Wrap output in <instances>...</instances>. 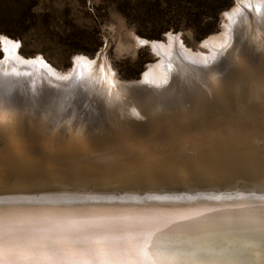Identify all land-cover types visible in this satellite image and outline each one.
Returning <instances> with one entry per match:
<instances>
[{
  "label": "bare ground",
  "instance_id": "1",
  "mask_svg": "<svg viewBox=\"0 0 264 264\" xmlns=\"http://www.w3.org/2000/svg\"><path fill=\"white\" fill-rule=\"evenodd\" d=\"M228 35L230 42L236 39L237 27L232 25ZM4 39L8 54L0 68L17 61L12 57L16 43ZM171 39L176 43L177 35ZM150 45L159 50L163 43ZM36 63L55 74L43 58ZM245 64L221 75L214 93L158 105L103 132L55 128L42 115L0 109V210L21 220L92 219L107 234L127 242L154 233L157 264H220L169 250L184 247L188 239L183 238L233 245L227 241L233 230L264 232V66ZM139 86L136 81L116 85L129 95L141 94L145 88ZM56 88L62 90L65 84ZM146 88L153 100L160 97L155 88ZM201 235H222L225 241ZM252 239L262 240L264 248V239ZM240 258L233 264H257L264 255L258 253L257 260L246 263Z\"/></svg>",
  "mask_w": 264,
  "mask_h": 264
},
{
  "label": "rangeland",
  "instance_id": "2",
  "mask_svg": "<svg viewBox=\"0 0 264 264\" xmlns=\"http://www.w3.org/2000/svg\"><path fill=\"white\" fill-rule=\"evenodd\" d=\"M263 4L264 0H0V60L8 54L3 37L19 43L12 55L17 61L0 68V109L42 115L55 128L103 132L136 115L133 110L140 116L158 105L190 101L208 90L214 93L215 81L231 66H250L251 61L250 68L264 66ZM232 25L239 35L230 42ZM169 34L177 35V45ZM138 39L148 42L139 44ZM152 41L163 46L155 49ZM37 58L55 74L42 71ZM118 81H136L145 92H121ZM54 83L65 88L57 90ZM146 87L158 90L160 97L153 100ZM143 93L148 95L142 98Z\"/></svg>",
  "mask_w": 264,
  "mask_h": 264
},
{
  "label": "snow or ice",
  "instance_id": "3",
  "mask_svg": "<svg viewBox=\"0 0 264 264\" xmlns=\"http://www.w3.org/2000/svg\"><path fill=\"white\" fill-rule=\"evenodd\" d=\"M153 235L127 242L92 219L21 220L0 210V264H157Z\"/></svg>",
  "mask_w": 264,
  "mask_h": 264
},
{
  "label": "water",
  "instance_id": "4",
  "mask_svg": "<svg viewBox=\"0 0 264 264\" xmlns=\"http://www.w3.org/2000/svg\"><path fill=\"white\" fill-rule=\"evenodd\" d=\"M168 36L171 37L172 35L169 34ZM138 40H139V44H145L148 42L144 39H138ZM141 41H144V43H141ZM2 43H6L4 37L2 38ZM34 61L36 62V60ZM0 62H2V60ZM233 232H238L239 234H235ZM226 233L227 232H225L224 234ZM229 233H231L232 235L227 236L230 237V239L227 241H231L232 243H234L233 245H228L213 241H206L198 237H191V238H183V239H188L186 242H184L185 243L184 247L173 248L170 249L169 252L172 253L181 252V251H184L185 253L189 252L192 254L191 259L202 258L205 262H209V263H214L212 259H215L220 264H233L234 258H239V257H241L240 259L243 261V263H246L247 261L257 260L256 256L258 255V253H262L264 255V248L261 246L262 240H258L259 243H254L256 242V240L252 239V238L264 239V232L254 231L251 229H240L239 231L233 230ZM201 236L204 238H208L210 240L225 241L222 240L223 238L221 237L222 235L221 236L216 235L217 237L211 235H201ZM247 239H249L247 243L240 244L239 241L247 240ZM174 241L177 242L176 239H174ZM221 249L224 250V254L220 253ZM257 261H259V263L257 264H264V258L259 259Z\"/></svg>",
  "mask_w": 264,
  "mask_h": 264
}]
</instances>
